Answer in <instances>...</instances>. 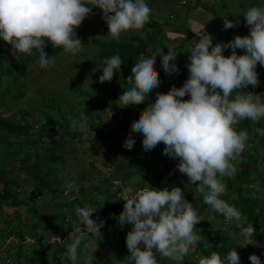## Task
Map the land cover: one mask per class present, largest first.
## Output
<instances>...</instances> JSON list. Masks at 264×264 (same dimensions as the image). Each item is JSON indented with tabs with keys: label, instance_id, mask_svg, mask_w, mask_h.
Returning a JSON list of instances; mask_svg holds the SVG:
<instances>
[{
	"label": "trees",
	"instance_id": "trees-1",
	"mask_svg": "<svg viewBox=\"0 0 264 264\" xmlns=\"http://www.w3.org/2000/svg\"><path fill=\"white\" fill-rule=\"evenodd\" d=\"M18 1L21 11H13L17 15V26L13 25L9 28L15 35L18 32L17 35L13 39L5 35L4 38L0 36V88L3 86L2 78L5 77L8 82L6 87H2V89L5 93L14 91L16 97L23 95L25 84L30 77L29 68L35 64L38 54L43 52L47 55H56L63 49L66 41V36L62 31H57L51 24L42 23L37 19L38 16L48 10L44 3L45 0ZM164 24L166 23L152 20L146 23L143 28V35L131 34L125 40L92 38L100 50L88 64L91 67L100 66L105 69H115L114 73L120 72L122 69L132 70L131 68L137 67L136 64L139 62H145L144 57L148 55L151 47L158 49ZM207 34V37L198 38L197 41L200 42H196L186 67L182 70L185 72L184 88L180 97L175 99V105L179 108L171 115L173 120L167 125V128H164L163 125L165 114L159 110V107L155 106L152 112L154 118L159 120L156 127L157 131H160L159 137L164 136L173 141L175 145L182 144L184 137L195 126L204 127L208 122L218 121L231 113L235 100L239 96L245 95L250 90L251 85L255 83L244 69L235 67L238 60L252 54L254 40L244 38L221 27L207 28ZM162 52L166 53V51ZM147 73V70H144L142 76H147ZM262 90L257 88L255 93L259 94L258 92H262ZM88 94L91 110H88L86 114L93 116V121L82 118L83 123L80 124L76 120V116H71L70 119L73 120V124H69L68 120L66 126L63 127L59 121L48 116L46 123L50 137L49 140L40 141V143H37L39 139L35 137L37 134L33 131L32 122L28 120V117H33L31 111H27L21 105H15V119L0 116V132L22 136L21 140L9 142L0 135V143L2 144L0 147L3 148L0 151V264H81L79 259L84 256L83 254L91 257V252H94L92 257L96 258L98 264L142 263L143 239L138 238L137 235L141 234V237L146 239L147 236L153 234L158 223L155 221V223H149L144 217L145 221L142 224L143 222L137 219L141 213L135 204L127 213L125 200L123 201L120 196L118 198L116 191L111 192L110 189L113 184L109 183L108 177L103 179L108 181V185L102 183L103 185L96 187V189H108L107 194L104 191L105 196L102 200L96 201L92 198L90 203L87 202L83 205L81 203L83 209L80 212L78 224L71 223V219L68 218L70 212L67 213V210L61 216L52 214V211L45 213L44 219L39 218L42 227L40 225L38 230H30L17 216L16 208L34 203L31 198L33 195L40 197L44 194L58 192L59 177H57V168L54 163L58 160V153L68 150L66 147L69 138L72 142L78 138V134L82 133L83 129L92 130L88 147L100 146L104 141L110 142L111 153L116 151L111 147L114 142L112 132L107 129L99 115L101 111L98 101L105 100L99 95H97L98 100H95L92 92ZM257 100L256 97L251 96L245 103L238 105L233 116L238 115L241 111L244 114L240 119V124L234 129L236 135L243 129L242 125L247 126L255 118L254 114L257 108H254L253 103ZM119 104L120 102L115 103V100H111L110 103L114 107ZM120 107L121 117L119 118L124 121L138 116L140 112L132 110L128 105H120ZM229 123L230 121H225L223 127ZM180 124L181 126L183 124L185 128L181 129ZM150 139L149 144L151 143ZM13 144L15 145L13 146ZM40 145L44 147L43 155L38 151ZM221 148L226 149V146L222 145ZM170 149L171 147H168L165 151H170ZM220 152L221 150L217 151V153ZM176 153H178L177 150ZM130 156L135 157L136 155L135 153L132 155L131 151ZM198 157H201V154ZM239 157L244 162H248L247 157L256 158L248 148L244 151L241 150ZM117 161L113 160L114 163ZM198 170L201 176L197 190H202L204 183H212L217 187L220 185L221 188L226 189L227 187L228 189L235 187L238 190L235 202L243 215L247 216L245 221H251L252 226L257 228V232L243 238L239 246L232 248L229 246L236 245L234 236L241 233L240 229L248 228L246 222L241 227L238 224L237 226L229 225L230 227L227 226L226 229L224 226L215 229L213 226L206 225V228H203V234L206 232L203 239L200 235L199 242L196 240L197 244L188 248L189 245L186 243L193 242L195 235L191 233L189 238L186 235V228L189 227L188 230L192 231L191 224L196 222L195 220L200 218L198 215L201 214L191 215L193 217L191 219V213L187 206L193 198L189 194L182 197L179 195V205H166L165 210L163 208L161 210L163 217L170 223L169 229L167 230L168 227L163 228L164 231L161 232L163 236L159 239L160 247L156 251L150 250L147 264H264V226L260 223L264 212V196H253L248 189L243 195V188L234 182L238 178L236 174L231 177L223 175L219 170L214 171L207 163ZM88 174L90 175L91 172ZM85 178L87 179L88 176L81 173L79 184L70 192H75L76 188L84 186ZM251 178L254 179V177ZM68 191L67 189L66 192ZM169 191L170 188L167 192ZM60 193L62 194L63 190ZM163 193L144 198L139 197L138 200L145 204L149 198L155 199L154 196ZM247 193L249 195L245 196ZM26 195L27 197H25ZM222 196L223 193L219 191L217 197L220 205ZM74 200H77L76 194L73 195L70 202H75ZM121 201L124 204L122 210L118 208ZM242 201H244L243 207H241ZM95 203L97 206L94 205ZM226 204H228L227 200ZM5 206L14 208L16 213L6 214ZM88 209H95L100 218L97 220L92 217L91 221L94 222V226L91 230L88 229L89 225L85 224V214ZM148 210H144L145 212L141 215H148ZM31 211L36 214L33 218L37 221L38 208L31 206ZM174 218L183 221V225L179 228H183L185 232L174 229ZM200 220H202L199 224L200 227L204 221L207 224L210 222L207 219ZM77 225L81 227V230H74ZM229 229L232 231L228 232ZM48 233L59 235L60 240L54 239L45 244L49 237ZM79 233H86V235L91 236L89 240L86 237V242L85 235L82 237ZM27 235L31 236L33 241L26 240ZM6 237L16 238L17 242L5 243ZM93 238L96 240L93 242V251H88V253L87 243ZM202 240L209 242L210 245L200 247ZM180 246L185 247L181 249V253L176 252ZM103 248L104 251L101 252ZM115 248L117 251L116 254H113ZM100 254L103 256L101 257ZM153 255L154 257H151ZM129 257L131 259L127 261Z\"/></svg>",
	"mask_w": 264,
	"mask_h": 264
},
{
	"label": "rangeland",
	"instance_id": "rangeland-1",
	"mask_svg": "<svg viewBox=\"0 0 264 264\" xmlns=\"http://www.w3.org/2000/svg\"><path fill=\"white\" fill-rule=\"evenodd\" d=\"M3 1L0 0V36L4 38L5 35L13 39L18 32L15 35L9 28L13 25L17 26V15L14 12L21 11V8L17 2L16 6L9 5L8 7L10 8L6 11ZM193 1L195 0H45L44 3L48 10L38 16L37 19L42 23L51 24L57 31H62L66 36L65 44L63 49L56 55H47L43 52L38 54L35 64L29 68L30 77L25 84L22 96L16 97L17 95H14V91L5 93L2 87L5 88L8 81L5 77L2 78L0 116L15 119V105H21L27 111H31L33 117H28V120L32 122L33 131L37 134L35 137L39 139L37 143H40V141L49 140L50 137L48 124L46 123L48 116L59 121L63 127L66 126L68 120L69 124H73V120L70 119L71 116H76V120L80 124L83 123L82 118L93 121V116L86 114L88 110H91L88 93L92 92L95 100H98L97 95L102 96L105 100L101 99L98 101L101 111L99 114L100 119L105 123L108 130L110 126L116 128V131L111 133L112 137H115V141L111 144L113 149H115V143L120 141L121 138L117 132V130L119 131L122 128L120 121L124 123L127 120L125 119L124 121L119 118L121 117L119 112L120 105H128L132 110L143 111L146 114L153 106H158L159 110L165 114L163 125L164 128H167V125L173 120L171 115L178 111L179 108L175 105V99L180 97L181 91L184 88L185 72L182 70L186 67L185 65L192 53V49L194 50L198 38L205 36L204 31L200 35L182 37V44L175 49L166 50V53L163 54L164 59L159 65L155 64L159 62H156V60L154 61V65H151L152 56L150 49L153 48L151 47L148 55L143 56L144 63L139 62L136 64L137 67L133 66L131 68L132 70L122 69V71L115 73L113 72L115 69H105L100 66L91 67L88 64L89 61L97 56L100 50L92 41V38L100 40H125L131 34L143 35V28L146 23L157 20L159 23L167 24L171 21V14H176L186 6H190ZM213 16H215V20L211 24H208L209 27L205 26V28H211L212 26L216 28L218 24V26L227 28L239 36L254 40L252 54L238 60L235 63V67L244 69L254 82L264 79V0H219V5L213 10ZM159 47H163L161 43ZM163 48L165 49V47ZM144 70L148 72L145 77L142 76ZM170 83L175 85L171 93L168 92ZM111 100H115V103L119 101L120 104L114 107L110 105ZM255 116L259 119V123L263 122L260 119L264 120V108L257 110V115ZM138 121V118L134 120V122ZM184 128L185 126L182 124L181 129ZM142 130L146 136L139 133L135 135L134 131L130 132L131 136L135 135L132 143L136 156L131 157L129 154L128 157H124L125 159L121 156L120 152H110V142L103 141L100 146L88 147L90 145L89 139L93 133L92 130L83 129L82 133L78 134V138L72 142L69 138V141H67L68 146L66 147L68 150L58 153V160L54 163L57 168V177H59L58 192L55 194H44L40 197L31 195L34 203L16 208L17 216L21 222L25 223L30 230H38L41 225L39 218L41 220L44 219L45 213L52 211V214L55 213L56 216H61L67 210V213L70 212V217L68 218L75 225L83 209L81 203L82 205L87 204V202L90 203L92 198L96 201L102 200L104 191L107 194L108 189H96V187L105 184L106 180L103 179L106 177L104 175L109 176L111 169L113 172V168L117 166L113 160L120 162L122 161L121 157L127 162L126 171H131L128 177H126L127 179L122 180L123 186L127 187V189L123 188L120 191L116 189L120 185L114 183L110 190L111 192L116 191L118 198L127 199V196L132 194L128 191V188L134 190L138 185L140 186L150 180L149 173L156 175L158 167H161L164 163V158L160 155V151L168 148L169 139L160 136L163 139L159 141V130L155 131L147 127H143ZM0 135L4 136L9 142L21 140L22 137L21 135L16 136L3 132H0ZM149 138H151L150 144L148 142ZM238 140H241V138ZM242 140L248 142L247 148L256 158L247 157L248 162H244L239 156L224 151L216 153V160L209 156L207 159L209 166L214 171L219 170L221 174L229 177L236 174L238 178L234 182L243 188V195L248 189L251 195L263 197L264 126L261 125L259 128L253 129L250 137L243 134ZM2 150L3 148L0 147V151ZM38 151L43 155L44 147L40 145ZM198 154H202V148ZM198 161L199 159L196 157L194 163L198 164ZM249 163L252 168L248 167ZM9 168L11 169V166ZM190 168L194 169V165ZM102 169L105 171V174L100 173ZM87 171L91 172V174L89 175ZM188 171V167L184 168L179 176H177V173L172 177L169 184V192L156 195L154 196L155 199L153 197L149 198L145 202V206L139 208L141 214L145 212L144 210H149L148 215L140 214L137 219L144 224L145 217L149 223H158V227L146 239L141 237V234L137 235L138 238L143 239L142 263L138 264H147L150 250L156 251L159 249V239L163 236L161 232L163 233V228L170 225L168 220L161 214V210L162 208L165 210L166 203L168 202L174 206L180 204L178 194L181 190L179 188L185 191V188L189 187L188 194L192 196L193 200L192 202H188L187 208H193V211L190 210L192 215L196 213L201 214L198 215L200 218H197L196 222L191 224L192 231L188 230L189 227L186 228V235L189 238L191 233L195 235L193 242L186 243L189 245L188 248L196 245V240L199 242L200 235L203 239V236L206 234V232L203 234V228H206V225L213 226L215 229L223 227L226 215H232L228 223L231 226L234 225L236 219H247V216L243 215L240 207L235 202L238 195V190L235 187L231 189L227 187L226 189L221 188L220 185L217 187V185L212 183H204L202 190H197V184L201 175L197 173L194 176V180H191V183L186 185L184 176ZM251 171H253L254 179L248 177V173ZM81 173L88 176L87 179L85 178V185L76 188L75 192L71 193L70 190L79 184ZM240 176H243V178H240ZM156 181L153 185L156 184ZM67 189L69 191L65 192ZM62 190L63 193L61 194L60 191ZM219 191L223 193L221 200L226 199L228 201L227 206L218 204L217 200L219 198L217 196ZM249 193L245 196L249 195ZM75 194L77 200L70 202V199ZM134 201V204L138 207L140 201L138 199ZM94 205L97 206V203ZM31 206L32 208L37 207L39 210L37 221L33 218L36 214L32 213ZM243 206L244 201L241 203V207ZM118 208L120 210L124 208L122 201L119 202ZM14 210L10 206L4 207V211L9 215L15 214ZM87 213H89L88 210L85 216ZM212 214L215 216L214 218ZM91 215L87 220L89 230L94 226V222L89 221ZM261 217L263 219L260 220V223L264 224V212ZM206 218L210 222L207 224L204 221L200 227L199 224L202 222L200 219L206 220ZM247 222L249 225L252 223L251 221ZM173 224L175 227H181L183 221L173 222ZM231 231L230 229L228 230V232ZM48 234L49 237L46 239L45 244L52 241V237L56 236L54 233ZM79 235L82 237L85 235L86 242L87 238L89 240L91 236L86 235V233H79ZM247 236V232L234 236L236 245L229 247L234 248L235 246H239L243 238ZM26 240L33 241L29 235L26 236ZM95 241L93 238L87 243L89 249L87 252L93 251V242ZM11 242L16 243L17 239L6 237L5 243ZM209 245V242L202 240L200 247H207ZM184 247L180 246L176 252L181 253V249ZM102 251H104V248ZM116 251L117 248L112 253L116 254ZM91 253V257L83 254L84 256L79 259L81 264H98L96 258L92 257L94 252ZM100 256L102 257L103 255L100 254ZM151 257H154V255ZM130 259L129 257L127 261H130ZM119 264H125V262H119Z\"/></svg>",
	"mask_w": 264,
	"mask_h": 264
},
{
	"label": "crops",
	"instance_id": "crops-1",
	"mask_svg": "<svg viewBox=\"0 0 264 264\" xmlns=\"http://www.w3.org/2000/svg\"><path fill=\"white\" fill-rule=\"evenodd\" d=\"M20 4L18 0H4L3 1V5H5V9L6 11L10 8L8 7L9 5H14L16 6V4ZM219 5V0H195L193 1V3L190 6H186L185 8L181 9L179 12H177L176 14H171L170 18L171 21L167 24H164L162 27V34L160 36V43H162L164 48H151V65H154V61L156 60L159 61L158 63H155L157 65H159L161 63V61L164 59L163 58V52L162 51H166L169 49H175L177 47H179L182 42H181V38L187 35H200L203 31L206 34L207 33V28H205V26H208V24H211L215 19V16H213V10L216 8V6ZM21 8V7H20ZM19 8V9H20ZM227 15V14H226ZM225 15V16H226ZM209 27V26H208ZM214 27V26H212ZM217 27L218 26L217 24ZM223 28V27H221ZM226 30H228L227 28H224ZM200 41H197V43ZM161 50V51H160ZM259 81V80H257ZM255 81V82H257ZM259 94L256 93V95H254V97H256V99H258L257 101H255L253 103V106H255L254 108H257L255 110V114L257 115V110H259L258 108H264V90H262V92H258ZM155 106H153L151 108V112L149 111L147 114L144 113L143 111L139 112L138 116L136 117H132V118H128L124 123H122V121H120L121 123V127L120 130L118 132V134L120 135V141L115 143V149L117 152L121 153V156L124 158L125 156L128 157L129 154L135 153L134 149H133V143L132 141L134 140L135 135H137L138 133L140 135H143V127H147L150 129H154L155 131H157L156 127L158 125V119L154 118L153 116V109ZM143 112V113H142ZM235 113V112H234ZM243 112L241 111L240 113H238V115H235L231 118L230 123L226 126H224L221 130L217 131L216 135L210 139L209 143H207L206 145H204L202 147V154L201 157L199 158V163L198 164H193L194 165V169L190 168L193 165L188 167V173L185 174L184 176V182L186 183V185H189L191 183V180H193L194 176L198 173L199 175V168L202 169V167L204 166V164L207 162L208 156L211 155L212 153L215 154L217 151L221 152H228V147L233 145L234 143H241L243 142L245 144V147L242 149L244 151V149H247L248 147V142L242 140L243 134L247 135L248 137H250L252 135L253 129L255 128H259V126L263 125L264 126V120H262L263 122L259 123V119L255 116V118L252 120V122L250 124H248L247 126L242 125L243 129L239 132V134H235L236 132L234 131V129H236L237 125L240 124V119L243 116ZM121 115V114H120ZM134 118V119H133ZM138 118L139 121L138 122H134V120ZM123 120V119H121ZM227 121V122H229ZM136 124V125H134ZM135 127V128H134ZM201 127V126H199ZM138 128V129H137ZM109 130L113 133L114 131H116V128L114 126H110ZM134 131V136L130 135V132ZM146 136V134H144ZM239 138H241V140H238ZM114 141H115V137H114ZM181 144L179 145H175L173 141H171L170 139L168 140V147H171L170 150H177L180 147ZM225 145L226 149H222L221 146ZM128 153V154H127ZM122 161H117V166H115L112 172V169L110 170L111 173H109V176L104 175V177H108L109 179V183L113 184L114 183L116 185H120L118 187H116V189H119L120 191L124 187L123 186V182L122 180L127 179L126 177H128L129 173L131 172H127L126 168H127V162L123 159ZM141 161V160H140ZM125 162V163H124ZM209 162V161H208ZM207 162V164L209 165V163ZM163 167V164L161 167H158V171L156 173V175H152V173H149V177L151 178L150 180H148L147 182L141 184L140 186H150L152 185L160 176V172L161 169ZM249 168L251 167V164L248 165ZM187 168V167H186ZM248 168V169H249ZM110 169V168H109ZM184 169V168H183ZM183 169H181L177 176L180 175V173H182ZM102 174H105V171L100 172ZM234 175V174H233ZM249 176L254 177L253 176V171L252 173H249ZM248 176V177H249ZM243 176H240V178H242ZM108 181L105 182L106 185L109 184ZM112 185V187H113ZM181 185V184H180ZM139 185L137 187H140ZM136 187V188H137ZM135 188V189H136ZM188 186L185 188V191L181 188H179L180 193L178 195L184 196L185 194H188ZM115 189V190H116ZM134 189V190H135ZM127 191V190H126ZM128 191H133L131 188H128ZM193 192V190H192ZM191 192V193H192ZM105 196V192L103 193ZM118 195V194H117ZM103 196V198H104ZM190 197H192L191 195H189ZM102 198V199H103ZM144 198V197H143ZM218 198V197H217ZM124 200V198H123ZM218 202V200H217ZM221 205L222 206H226V199L221 200ZM219 204V202H218ZM145 206V204H142L141 202H139L138 205V209L140 207ZM189 211L192 210L193 208H187ZM192 214H190L191 216ZM191 219H193V217H190ZM207 219V218H206ZM176 221H180L178 218L174 219ZM188 221V219L186 220V222ZM179 228V227H178ZM175 229V228H174ZM180 230L184 231L185 230L183 228H179ZM181 232V231H179Z\"/></svg>",
	"mask_w": 264,
	"mask_h": 264
},
{
	"label": "built area",
	"instance_id": "built-area-1",
	"mask_svg": "<svg viewBox=\"0 0 264 264\" xmlns=\"http://www.w3.org/2000/svg\"><path fill=\"white\" fill-rule=\"evenodd\" d=\"M205 36L207 37L208 34L206 33ZM173 87L174 84L171 83L169 85L168 91L171 92ZM257 88H261L264 90V79L259 80L258 82L252 84L250 90L245 95L239 96L234 102V107L231 113L226 115L224 118L218 121L208 122L205 128L195 126L189 132V134L184 137L182 144L178 148V153H176L175 150H170V151L161 150L160 155L164 158V163L157 183L153 187L140 186L137 187L135 190L130 191V193L132 194L127 196V199H125L127 207L131 208L134 200L137 197H141V196L147 197V196L167 192L170 188L169 184L172 177H174L181 169L189 167L194 164L196 157H198V152L200 151L201 146L209 143L210 139L216 135L217 131L222 129V123L224 121H229L230 118L233 116L234 112L236 111L238 105L241 103H245L250 96L254 95L255 90ZM162 139L163 137H160L159 141H162ZM244 147L245 144L243 142L239 144L234 143L233 145L228 147V153L239 156L241 150ZM66 191L67 190H65V192ZM170 205H171L170 203H167V206ZM88 212L89 213H87V215L85 216L86 223L91 214H95V217H97L94 210H89ZM77 230L78 231L81 230V227L79 226ZM52 238H53L52 241L54 239L60 240L59 235H56Z\"/></svg>",
	"mask_w": 264,
	"mask_h": 264
},
{
	"label": "clouds",
	"instance_id": "clouds-1",
	"mask_svg": "<svg viewBox=\"0 0 264 264\" xmlns=\"http://www.w3.org/2000/svg\"><path fill=\"white\" fill-rule=\"evenodd\" d=\"M258 82V81H257ZM171 84V83H170ZM174 87H175V85H174ZM173 87V88H174ZM169 92V91H168ZM169 93H171V92H169ZM254 95H256V93L254 94ZM254 95H252V96H254ZM251 97V96H250ZM225 122V121H224ZM223 122V123H224ZM227 122V121H226ZM223 123H222V128H223ZM206 126V125H205ZM205 126L204 127H202V128H205ZM204 145H206V144H204ZM203 145V146H204ZM203 146H201V148L203 147ZM200 148V149H201ZM199 155V154H198ZM209 156H214V157H212L214 160H216V158H215V154L214 153H212L211 155H209ZM208 156V157H209ZM200 157H198V159H199ZM207 162H208V160H207ZM206 162V163H207ZM162 170V169H161ZM158 181V180H157ZM157 181H156V183H157ZM144 186V185H143ZM154 185L152 184V185H150L149 187H153ZM141 197H143V196H141ZM139 197H137L136 199H138ZM125 200V199H124ZM134 203H135V201L133 202V205H134ZM169 203V202H168ZM125 204H126V202H125ZM171 204V203H170ZM166 205H167V203H166ZM170 206H172V205H170ZM227 206V205H226ZM126 207H127V204H126ZM132 209V207L131 208H126V211H127V213H129V211ZM89 210H92V209H88V211ZM94 211H95V213H96V216L97 217H95V214H93L92 215V217H94L95 219H97V220H99L100 218H98V213L96 212V210L95 209H93ZM241 210V209H240ZM87 212V211H86ZM242 212V211H241ZM232 215H226L225 216V219H224V229H226V227L227 226H229L230 224H228L229 223V221L231 220V217ZM92 217H91V219H90V221L92 220ZM175 219V218H174ZM263 219V218H262ZM177 222V221H176ZM175 222V223H176ZM244 222H246L247 224H248V222L247 221H245V220H239V219H236L235 221H234V225L233 226H237V224H238V226L240 225V227H241V225L244 223ZM85 224L87 225L88 223H86L85 222ZM262 226H264V224H261ZM231 226V225H230ZM79 227V225H77V227L74 229V230H77V228ZM175 229H178V231H181L178 227H174ZM240 231H241V233H248V236L247 237H249V236H251L252 234H254V233H256L257 232V228L256 227H254V226H252V223L249 225L248 224V228L247 229H245V230H243V229H240ZM227 232V231H226ZM245 238V237H244Z\"/></svg>",
	"mask_w": 264,
	"mask_h": 264
}]
</instances>
